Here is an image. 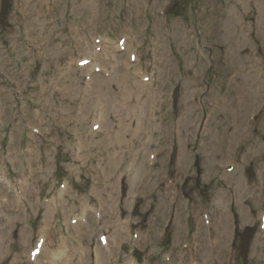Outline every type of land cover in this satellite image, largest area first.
I'll return each instance as SVG.
<instances>
[{"label": "rangeland", "instance_id": "1", "mask_svg": "<svg viewBox=\"0 0 264 264\" xmlns=\"http://www.w3.org/2000/svg\"><path fill=\"white\" fill-rule=\"evenodd\" d=\"M151 2L152 4L157 3V5L159 3V5L156 8L152 7V4L148 6L147 3L150 4ZM163 2L165 1L11 0L8 5H5L3 0H0V174L4 176L2 179L3 184H0V191L1 188H6L8 183H12L19 172H28L25 173L28 175L27 178L15 179L16 181L13 184L11 193L7 196L4 194V197L0 195V198H3L0 200V217L8 218V216H10V219H12V217H19L18 226L15 224V227H17L11 232L13 233L14 240L18 239L20 241L22 234L26 232L25 234L27 236L34 238L35 247L38 231H34V229L42 225L46 207L48 206L45 202H49V205L52 207L57 205L55 208H58L56 210L58 217L55 216L58 220H56L57 222L55 221L56 223L54 222L55 226L53 229L52 226L50 227V232L52 230L51 235L54 239L57 233H62V230H67L69 233L71 232L78 236L72 228L68 227L66 222L67 219L62 216V208L58 207V202L63 201L65 205H73L74 202L76 203L74 198H77L79 195L88 202L90 206L88 208L94 209H90L91 211H96L95 207L91 205L95 202L91 194L92 187L97 183L96 179L98 176L101 177L104 172L99 170L100 168L98 167H100V165H96L99 164V162L95 159V155L93 154L95 149L90 151V148L86 149L85 145L83 151L82 145L81 150H74L72 148L74 144L79 143L80 139H82L83 142L90 140L92 142L91 146L96 145L98 143L97 141L100 142L104 140L105 135L102 134V132L105 131L104 127L101 128V130L103 129L102 131H93L95 126L101 127V120L96 119L94 121H89L88 119L90 116L88 114V109H92V104L99 100V91L101 87H105L107 99L113 97L121 109L126 108L125 106L127 103L121 101L123 90L118 85L122 83L116 82L118 72H122V70L119 71V69L116 68L119 67L121 63L125 64L129 79L131 78L129 84L131 90L134 88V83H139L140 80L143 81L142 76H140L142 72L146 73L145 75L156 76V79H159L156 84L151 83V85H154L153 89L159 91V100L153 103L150 102L149 110H147L148 113H145L148 118L151 119V116H149L151 109H160V103L162 102L161 97L163 96L162 90L166 94V100L164 101L167 102V108L165 109L163 107V112L157 115V119L160 123L159 127H161V129L158 130L160 132L158 136L160 135L161 138L155 139L152 142L154 147L159 146L164 150L163 157L155 161L153 175L148 168L150 159L148 160L146 156L143 162V182L134 184L126 180L127 192L125 189V194L127 197L121 205L120 213L126 215L125 213L129 209L126 206L128 198L132 199L138 191H141L142 195L145 194L140 198L145 202L142 213H145V211H151L152 213L149 214V218L147 217L145 221V230L141 233V230L136 231L138 236H144L145 241L151 243L156 236L154 234L163 226L162 224L167 215V208L173 196L178 195L182 202V200L186 199L184 190H186V194L191 195V190L197 188L195 179H199L200 184L202 182L201 186L206 184L212 187V191L209 193L210 195L211 193H213V195L217 194L216 197H212L213 195H211L210 202V199H206V208L214 210V204L211 202L215 203L218 199L217 197L223 194L224 200L220 202L222 203L221 205L224 206V210L221 208V213L224 212L222 213L224 216L228 215L231 225L232 222L235 221V216L239 214L240 203H243L245 198L241 191L245 179L242 174L244 176L245 174L243 171L241 173L231 174L232 180L229 182L224 179L225 174L222 172V168L224 169L228 162L226 160H230L231 158L229 150L231 152L234 143H238V133L233 134L234 137L231 136L230 138L227 137L228 134L226 135V131L224 132L226 126L229 130H231L233 126H230L231 124L227 125L228 119L224 121V114L227 112L230 101L237 96L236 87L238 84L239 86L246 85L248 91V96L245 98L247 100L240 107V109L242 108L240 115L243 116V121L246 120V117L251 112L250 104L252 99H258L260 103H262L264 99V90L261 91L260 94L255 95V88L257 87L255 78L256 76H260V73L264 76V44L261 37L254 38V41L260 39L262 44L260 43V46L255 45L253 48V57L257 62L251 63L252 60L250 61L248 56L253 55L252 52L250 53L249 51L250 54L245 58L239 56V52L250 47H246L248 43L245 42L243 45L244 47L240 48L241 51L238 50V56L236 55L239 63H236L233 68L229 67L226 69L229 66L227 63L229 60L228 55L234 54V52L230 53L225 50L222 46L223 43H221V38L218 37L217 39V37L214 36L217 31L215 28L220 29L219 23L218 25L216 23L212 24L210 20L208 23L205 22L206 19L208 20V18H210V16L207 15L209 12L207 0H202L201 4L197 3L198 0H178L175 5L176 7L173 5V12L178 15L173 16L172 13L170 14V19L176 29H174V34L172 33L174 38L171 40L176 55L171 59H167L166 35H168V32L164 29L163 24L154 23L155 20L152 19L151 15V11L156 10L157 12L163 7ZM246 2L247 0L245 3ZM261 2H263L264 8V0ZM3 6H6V9ZM246 7H248V5H245L243 9ZM85 8H92L94 10L91 11V14L89 11L82 12L81 9ZM258 8L256 7L255 10L253 8L250 9L252 12L250 15H247L246 18H248V20H252V18L256 19L257 17L254 14L259 12ZM214 11L215 8L212 12ZM212 12L210 10V13ZM96 13H98L96 16L97 20L94 22L92 17ZM248 13H250L249 10ZM155 16L156 18H160L159 14ZM162 17L163 18L160 19L164 20L165 16ZM248 25L249 24H245L242 26L247 28ZM238 26L241 25L238 24ZM156 27H158L159 30H156ZM208 27L213 28V33L211 34L213 37L208 36L205 32V29ZM233 27L237 29L234 24ZM161 28L164 30L162 31ZM248 28L251 27L249 26ZM249 30L250 32L245 31L242 33L241 36L243 39L247 37L249 33H252L251 31L253 30ZM184 32L185 36L183 38ZM124 34H127L128 46L126 44V48H123L125 52H121L118 49L119 47L117 48V44L120 41L119 36L122 37ZM172 36L170 37L172 38ZM231 42L236 43V45L238 44L237 40L234 39L231 40ZM130 47H134V50ZM153 47L156 54L159 56L157 57L159 61V63L156 64L157 66L151 65V63H153L151 61L153 57ZM259 49L262 50L261 53H258ZM135 50H137V52ZM226 51L229 53L227 55L228 58L225 56ZM133 52H136V54L138 53L141 59V63L138 65L137 63L140 61L138 57L135 62L130 60V55ZM92 58L95 60L97 58L96 63L94 62L88 65L89 67H78L79 62L92 60ZM157 60L156 62H158ZM231 61H234V59H231ZM247 61L250 62V70L248 71L249 73L244 75H248L247 77L254 79L251 82L248 81L249 78L243 79V75L238 74L241 69L236 68V66L241 65L240 67L243 69L244 63ZM170 66H172L173 69H168ZM147 68L149 69V73H147ZM137 69H141L142 71H137ZM233 72H235V79L232 78L233 75L230 76ZM107 73L110 74L109 78L106 76ZM120 74L121 73H119V75ZM89 76H91L92 79H90ZM171 77L173 82L168 85ZM122 81L124 84L128 83L129 80ZM232 81L235 84L231 85ZM148 84L149 83L145 85ZM165 85H168L167 88ZM177 86H180L181 93L177 104H175L173 99H169V95L172 93L173 88ZM191 86L193 87L192 90L188 88ZM190 90L191 92L199 91L200 95L195 105H190L187 111H183L185 115L183 139L188 134L187 126L195 122L197 120L196 118L200 117L201 119L195 132L192 134L193 139H190L189 143L185 142V145L184 143L181 146L175 145L176 157L174 161L171 162L172 160H169V153L167 152L169 147L166 149L163 139H167V135H164V132L170 131L175 123L178 126V121H180V119L177 118V114H179L181 109L180 105H182V103L186 104V102L189 101L191 97ZM252 91V98L248 100ZM89 93L90 97L87 100L86 97ZM201 93L205 96L202 97ZM101 95L103 94L101 93ZM87 101L90 105L83 109L85 110L84 112L81 110V104L84 102L85 105ZM217 103L220 104L218 108L216 107L219 105ZM133 104L134 106L137 105L140 107V105L144 103L141 104L140 100L136 99L133 101ZM186 105H189V103ZM213 105L215 108L211 109ZM107 107L106 117H108L107 120L109 124L107 126L109 128L119 126L122 122H125L123 118L115 116L113 104ZM91 112H93V109ZM204 115L205 117L214 115L213 119L215 124L211 123L210 125L207 122L203 124V129H200V124L204 120ZM92 116L93 114L91 115V119ZM161 117L163 118L161 119ZM127 120L131 122L133 119L128 118ZM173 120L174 122H172ZM185 122H187V124H185ZM259 122L260 123L254 127L253 131H258L264 127V115H261ZM131 123V126H134L133 122ZM151 126L148 127L147 130L150 129ZM205 127L208 130L210 129V136H203L204 138H202L201 135L204 133ZM240 128L242 129L244 127L240 126ZM162 129L165 131L162 132ZM115 130H118V128H115ZM147 130L145 129V131ZM145 131H140L142 134L139 135L138 133L137 136H145ZM97 132L100 133L98 134ZM197 135L199 139L196 141L194 138ZM250 137L251 138L246 139L238 153L239 164L243 166L245 173L248 165L251 167L256 165V160H254L256 153H259L260 162L264 168V138L259 142L257 141L256 134ZM127 139L129 140V136ZM187 144L192 145L191 148H193L189 153H187ZM217 144L220 146V149L214 150ZM139 146L140 144L138 143L133 145L135 152L134 157L139 156L136 154ZM74 154L78 156H74ZM198 158L200 159L199 162L203 169V177L201 179L194 175L189 186L184 189L183 183L187 169L190 167V164ZM180 159L183 161V167L179 171L178 169H180V166L178 168L177 164ZM224 160L225 163L223 164L225 165L222 166L221 163ZM257 163L259 165L258 161ZM122 168L124 167H121L120 171ZM168 169H170V183L175 184L177 182L179 185L177 188H171L172 190L170 192L166 190L168 183L163 181L162 177L163 172ZM255 170L259 172L257 167H255ZM114 173L111 174L107 180L109 181L110 188L115 189H113L115 197L113 199L115 205H113V209L118 212V205L116 204L117 191L118 185L122 182L118 180L123 173H120L119 176ZM240 175L242 177H240ZM151 178H155V183L152 186H150L152 183ZM232 181L242 184H237V186L240 187L233 189L230 184ZM61 185L62 187L64 186L66 190L62 191L60 189ZM164 185L166 186L163 187ZM17 186L22 187L21 193L24 192L21 196L19 195L18 200L12 196L17 192ZM157 187L163 189L162 194L168 195V197L162 200L163 203L158 201L157 203L159 205L156 206V195H154L156 198L154 196L150 198V196L157 191ZM203 189L201 188V190ZM175 190L179 192V194H176ZM30 192L33 193V198L30 197ZM155 194L159 197L161 196V191H157ZM201 199L205 198L203 196L197 197L196 201H200L198 205L202 204L201 202H203V200ZM1 201L7 202L4 204ZM196 201H189L192 207L196 206ZM233 203L235 206H233ZM185 204L186 202L183 201L181 210ZM18 205L24 206L23 211L28 210L27 205H29L31 209L34 207V210L27 212V214H22L19 212ZM76 206L79 207V204ZM96 207H98L97 204ZM262 207L263 201H261V208ZM253 209L256 212L254 215V221H256L261 212L257 211L259 209L258 205H255ZM245 210L250 211L248 209ZM108 215L109 214L106 215L107 218H109ZM181 215L184 217L182 212ZM24 216H29L30 218L24 219ZM128 217L129 216L123 219V222H126ZM93 220L94 219L90 221L89 228L93 227L95 224ZM141 221L142 220L138 218L132 217L131 223L129 221L128 224L126 223V232H129L127 231L129 230L128 225L132 228V226L139 224ZM29 223L30 226L27 225L26 227L25 224ZM140 224L144 223L141 222ZM244 225H247V222H245ZM1 226L2 223L0 222V228ZM182 226L181 222V231L176 229V232L170 233L169 237L164 240L166 244H159V248L163 249V247L167 246V248L171 249L173 236L175 235L176 238H179L181 234L183 235ZM30 227L32 231L29 229ZM133 232L132 235L134 234ZM230 233L227 238L222 239L223 246H220L225 250V254H223L222 257L219 255V257L223 259V263L216 262L215 264H226V258L228 256L226 251L231 238ZM128 234L131 236L130 232ZM205 235L202 228L201 237L196 238L195 241L198 243L203 240L206 241ZM181 237L179 239V248L181 245L180 240H182ZM91 238L92 234L89 235L87 241ZM32 239H30V242ZM130 240L131 237L123 242L127 243L130 242ZM262 244L258 247L263 251L264 244ZM70 246L73 247V244H70ZM96 248H98V246ZM129 248V245H127L123 250L128 252ZM174 248H176V245ZM260 248L255 251H259ZM121 250L120 248L115 257L121 255ZM253 251L252 247L249 264H264V260H258V256L261 258L262 254L260 252H255V257ZM188 253H191V251ZM207 255L208 251L203 244L201 258H207ZM237 258L236 256L234 257L233 264H239V259ZM115 262L118 263L119 261L115 259ZM21 263L29 264L28 253H22ZM2 264H9V262L3 261ZM124 264H126V260Z\"/></svg>", "mask_w": 264, "mask_h": 264}, {"label": "bare ground", "instance_id": "2", "mask_svg": "<svg viewBox=\"0 0 264 264\" xmlns=\"http://www.w3.org/2000/svg\"><path fill=\"white\" fill-rule=\"evenodd\" d=\"M129 1L131 2L132 0H129ZM133 5H135V4H133ZM158 5H159V3H158ZM158 5H157V3H154V4H152V7L156 8ZM211 7H213V6L211 5ZM236 9H237V7L230 11L229 18L227 15V18L223 19V22L227 26H230L229 28L223 29L224 36L229 37L228 40L230 42L233 39L237 40V42H238L236 49L234 48L232 51V52H234V54H230L232 58H234L236 51H238L241 47H244L243 45L245 44V42L248 43V45H246V47L252 46V39L251 38L245 37L243 39V37L241 36L242 33H244L245 31L250 32L249 29H252V28H248V27L246 28L244 26L238 27V21L241 17H240V12L236 11ZM93 10L94 9H92V8L91 9H86V8L81 9L82 12H88L89 11L90 14H91V11H93ZM235 11H236L235 14H231ZM262 12H264V10L260 11V13H262ZM97 14L98 13L94 14L93 17L91 16L94 19V22H96V20H97L96 19ZM156 14L157 13L154 10L151 11V15H152L153 19L155 20L154 23H160L161 24L160 19L156 18V16H155ZM235 16H237V17H235ZM231 19H232V23L230 22ZM91 21H92V19H91ZM210 22L213 24V20L210 19ZM233 24L236 26V28H238L237 31L233 27ZM157 29H158V27H156V30ZM164 29H166V31L168 32V35L172 36V33L174 34V30L168 29L165 25H164ZM261 31H263V30H261ZM261 31H259V32H261ZM205 32L208 34V36H211V34L213 33V28L208 27L205 29ZM240 32H241V34H240ZM169 38H171V37L168 36V39ZM184 40H186V39H184ZM262 40H263V44H264V36L262 37ZM225 54H226L225 56L227 58H228V56H230V55H228L229 54L228 52H226ZM249 60L250 61L252 60L251 63L257 62L256 59H253L251 57L249 58ZM227 63L229 64V67H235V61L229 60ZM126 66H128V65H126ZM116 69H119V71L122 70V72H118L116 82L122 83L121 85L120 84H118V85L123 90V95L121 96L122 97L121 101H125L127 103L125 106L126 108L121 109L120 106L117 105V103L115 102L116 100L113 97H110V99H107V93H106L105 87L104 88L101 87V90L99 91V95H100L99 100H97V102H94L92 104L93 112H91L92 111L91 108L88 109V114L90 115V116L88 115L89 116L88 119H89V121H91V120L94 121L95 120L94 118L96 116H97V118H99V116H104V120L101 123L102 127L105 128V131L102 132V134L105 135L104 140H102L100 142L97 141L98 143L96 145L91 146L92 142L90 140H86L85 142H83V140L80 139L79 143L74 144V146L72 148L74 150L75 149L81 150V145H82V151H83V147L85 145V148L86 149L90 148V151L95 149L93 154L95 155V159L99 162L100 167H98V168H100L99 170L104 172V174L101 177L98 176V178L96 179L97 183L95 184L94 187H92V192H91V194L94 197L95 203L98 205L99 208L96 209L95 212L91 211L90 209H92V210H94V209L88 208L90 206L88 205V202L85 199H83L84 203L82 204V206L80 205V207H76L75 206L76 203H73V205H65V204H63V201L58 202L57 203L58 207L62 208V212H63L62 216L64 218L68 219V222H67L68 227L72 228L74 230L75 234H78V236L72 234L71 232L69 233L67 230H62V233L55 235V239H54V238H52V235H51L52 231L50 232V227L53 225V221L57 219V218H55V215L53 212L55 207H52L51 205H49V203H47L48 206L46 207V213L44 215V219L42 222L43 225L38 229V234H37V238H36V242H35L34 251H36V250L39 251V254H38V256H36L34 258V260H33L34 264H117L115 262V259L117 261H119V257L121 255L120 256L118 255L117 257H115V255L117 254V252L119 251L120 248L122 249V245L127 240V238L129 239V237H130V235L128 234L129 232L128 233L126 232V228H127L126 223L128 224V222H123L121 224V221L118 217V212L113 209V205H114L113 199L115 198L114 194H113L114 188L113 189L110 188V184H109V181L107 180V178L109 176H111V174H113L114 172L119 176L120 168L125 167V165L127 167V165H128L129 174L126 177V179L128 181H130L131 183H134V184H137L139 182H143V179H144L143 178V175H144V171H143V169H144L143 164L144 163L143 162L145 161L146 156L148 157V160H149L150 159L149 158L150 152H152L153 150H155V152L158 155H160L162 153V151H164L159 146L154 148V146H152L151 142H153L155 139L161 138L160 135L158 136V134L160 133L158 130H160L161 127H159L160 123L157 119V115L163 112V107L165 109L167 108V104H166L167 102L164 101V100H166V97H165L166 94L162 90L163 96L161 97L162 102L160 103V109L159 110L156 108L151 109L150 115H149V116H151V119L148 118V116L145 113L147 112V110H149L150 102L153 103V102H157V100H159V95H158L159 91L158 90L156 91V89H153L154 85H151L152 82H150L148 85H145L141 81H139V83H134V88H133V90H131L129 88L131 78L129 79V74L127 73V70L125 68V64L121 63L119 65V67H117ZM119 73H121V74L119 75ZM247 76L244 79H248L249 77H247ZM127 79L129 80L128 83L123 84L122 80L126 81ZM252 80H254V79H250L249 81H252ZM170 81H171V79H170ZM138 87H140L141 89ZM191 87H188V88H191ZM191 90L189 92H191ZM101 93L103 95H101ZM89 97H90V93L87 95L86 99L88 100ZM113 99H114V101H113ZM136 99L137 100L145 99V102L143 105H140V107H138L137 105L134 106L133 101ZM84 102L81 104V110L85 112V110H83V109H85L86 106L90 105V103L87 101V104L84 105ZM111 104H113V106L115 107V108L113 107V111L115 113V116H120V118H123L124 121L126 118H132L134 121L135 128H134V126H131L132 123H130L128 125L125 122L124 123L122 122L123 124L121 123L119 126L109 128L107 126L109 124V122L107 120L108 117H106V116H107V108H108L107 106H110ZM94 113H95V115H93L92 119H91V115ZM184 118L185 117L182 116L180 121H178L179 138L177 139V142L179 145H182V142H183L182 141L183 140L182 134H183V128H184V126H183L184 125ZM185 124H187V122H185ZM150 126H151V128L147 130V128ZM115 128H118V130H115ZM145 129L147 131H145ZM100 130L101 129H99V131ZM140 131H142V132L145 131L144 132L145 136H137L138 133H139V135L142 134V132L140 133ZM164 131L165 130L162 129V132H164ZM97 133L99 134L100 132H97ZM164 133H165L164 135H167V137H168L169 130H168V132L165 131ZM208 133L210 134V129L209 130L207 129L206 134H208ZM130 134H132V135H130ZM209 134H208V136H209ZM212 134H214V133H212ZM128 136H129V140L127 139ZM163 139L165 141V146L167 148V145H166L167 140H166V138H163ZM137 143L140 144L139 148L136 151V154L139 156L134 157L135 152H134L133 145L134 144L136 145ZM104 155L106 156V158ZM130 156L132 157V161H133L132 164H130L126 158V157H130ZM103 158H105V159H103ZM178 164H179L180 170H181V168L183 167L182 159H180ZM27 170H29V169H27ZM95 171H97V170H95ZM25 173H28V172H26V171L19 172L18 176L14 178L12 183L11 182L8 183L6 188H4V189L1 188L0 195L2 197H4V194L7 196L9 193H11L10 192L11 188L9 186L13 187V184L15 183L16 178H22V179L27 178L28 175H26ZM123 177L124 176L121 175V177L118 181H122ZM151 181H152V183L150 186H152L155 183L153 178H151ZM0 184L1 185L3 184V180H0ZM20 188L22 190V187L17 186V191ZM166 190L170 192L172 190L171 186L168 185ZM22 194H24V192L19 193L20 196ZM30 197L33 198L32 192H30ZM160 198H161V196H159V199ZM1 199H3V198H0V200ZM162 200L163 199L161 198L160 202H162ZM27 207H28V210H30V211H28V210L23 211L24 206L18 205L19 212L22 214H27V212H31L32 210H34V207H33V209H31L29 205H27ZM167 209H169V205H168ZM180 210H181V207H179V211L176 210L177 219H176V223H174V225L176 224V226H175L176 229H178L179 231H181V222L180 221L182 218ZM94 213L100 214V216H99L100 220L95 219L96 216L94 215ZM107 214H109L108 215L109 218L106 217ZM9 217L10 216H8V218L0 217V222L2 223V226L0 228V262H1V264L3 261L9 262V264H21V258H22L23 252L25 254L28 253V255L29 254L31 255L32 252H30V249L32 246H34V238L27 236L25 234L26 232H24L21 236L20 241L18 239L14 240V238H12V236H11V232L14 231L13 229L18 226L17 223H18L19 217H16V218L12 217V219H10ZM68 217L69 218L71 217L72 220L77 219L78 222L73 226V224H71V223L69 224V222H70L69 220L71 218L69 219ZM25 218H30V217L24 216V219ZM92 219H94L93 221L95 222V224L93 225V227H91L92 228L91 229V228H89L90 227L89 223ZM228 220L229 219L227 216L221 215L219 217V224H220L219 233L221 235H223L224 239L228 237V235L230 233V229H231L230 228L231 224L228 222ZM15 224H17L16 227H15ZM182 225H183V223H182ZM176 229H175V232H176ZM92 232H95V233L92 234ZM99 233H101L102 236H104L108 233L111 234V240H110V238H108L109 249L106 250V252H108L109 254L107 256L106 254H104L102 252H97L95 254V258L92 260V258L90 257V255L88 253V250H87V242L89 240H91L92 238H94V236L98 235ZM91 234H92V238L87 241V238ZM30 239H32L31 242H30ZM179 239L180 238H173V241L175 242L173 244V248L175 247V245L177 247L176 248L177 249V251H176L177 261L175 262L172 259L171 263L175 262V264H185L184 263L185 262V253L183 251H181V253H180V248H179V244H178ZM49 240L51 242H48ZM41 242L43 243L42 247H40ZM121 242H123V243H121ZM132 242H133V243H131L132 246H141L144 241H143V239L140 238V236H137V237L132 238ZM51 243H52V245H51ZM110 243H111V246H110ZM120 243H121V245H120ZM70 244H73V247H71ZM258 244H259V240H255V248H258V246H259ZM153 248L154 249L152 250V252H150L148 254V256H155L152 254H158V256H157L159 258L158 261H163L167 258L164 250L159 248V246H153ZM18 249H19V251H18ZM224 251L225 250L222 251V249L219 251V255H221V257L223 254H225ZM226 253H229L228 248H227ZM120 254H121V252H120ZM126 257H127L125 259L126 264H133L131 256L128 255ZM218 260H219V262L223 263V259L220 258L219 256H218Z\"/></svg>", "mask_w": 264, "mask_h": 264}]
</instances>
